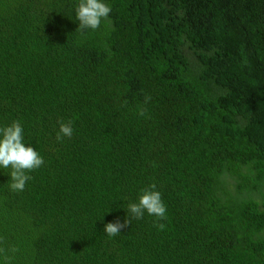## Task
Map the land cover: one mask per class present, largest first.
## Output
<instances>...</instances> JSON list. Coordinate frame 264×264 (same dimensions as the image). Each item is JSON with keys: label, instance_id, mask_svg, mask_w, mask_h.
Listing matches in <instances>:
<instances>
[{"label": "trees", "instance_id": "16d2710c", "mask_svg": "<svg viewBox=\"0 0 264 264\" xmlns=\"http://www.w3.org/2000/svg\"><path fill=\"white\" fill-rule=\"evenodd\" d=\"M106 2L0 0V127L44 160L0 169V264H264V0Z\"/></svg>", "mask_w": 264, "mask_h": 264}, {"label": "clouds", "instance_id": "9594fccd", "mask_svg": "<svg viewBox=\"0 0 264 264\" xmlns=\"http://www.w3.org/2000/svg\"><path fill=\"white\" fill-rule=\"evenodd\" d=\"M111 13V8L106 0H75L74 14L78 22V31L97 30L102 21L106 20ZM151 98L145 97V103ZM139 114L145 115L141 109ZM73 128L71 124L61 123L57 133V140L62 137H71ZM44 163L43 157L31 146L24 142V129L19 121H13L10 125L0 127V169L9 170L11 191L19 193L25 188L26 182L31 179L28 172L39 168ZM131 213L135 218H141L145 213L158 219L166 216L161 193L155 190V185L142 189L136 203L128 204L124 224L108 222L104 225L103 232L108 237H114L128 224L127 215ZM160 229L164 228L159 224Z\"/></svg>", "mask_w": 264, "mask_h": 264}]
</instances>
